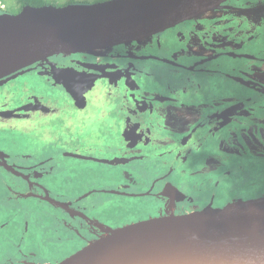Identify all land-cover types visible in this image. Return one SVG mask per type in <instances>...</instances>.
Returning <instances> with one entry per match:
<instances>
[{"label": "flooded vegetation", "instance_id": "flooded-vegetation-1", "mask_svg": "<svg viewBox=\"0 0 264 264\" xmlns=\"http://www.w3.org/2000/svg\"><path fill=\"white\" fill-rule=\"evenodd\" d=\"M259 197L264 0L0 78V264Z\"/></svg>", "mask_w": 264, "mask_h": 264}, {"label": "water", "instance_id": "water-1", "mask_svg": "<svg viewBox=\"0 0 264 264\" xmlns=\"http://www.w3.org/2000/svg\"><path fill=\"white\" fill-rule=\"evenodd\" d=\"M138 1L28 4L0 13V66L10 74L50 56L139 41L226 0ZM126 5L127 14L110 18ZM153 220L111 230L45 264H264V197ZM242 226L255 229L240 247L233 235Z\"/></svg>", "mask_w": 264, "mask_h": 264}, {"label": "bare ground", "instance_id": "bare-ground-1", "mask_svg": "<svg viewBox=\"0 0 264 264\" xmlns=\"http://www.w3.org/2000/svg\"><path fill=\"white\" fill-rule=\"evenodd\" d=\"M154 0H139L138 3L139 4H148L150 2H153ZM130 6H124L122 7L121 9L113 12L111 14V17L112 19H116V18H119L125 14H127L129 11H130ZM8 71V68L5 67V66H0V76H3V74H7L6 72ZM152 223L155 225L157 222L156 220L154 219L152 221ZM255 227L254 228H251V227H244L242 226L241 228H239L238 231H236L233 235L234 238L237 239V241L239 242V246L240 247H243L244 244H245V241L248 240V238L251 236L252 232L254 231Z\"/></svg>", "mask_w": 264, "mask_h": 264}, {"label": "trees", "instance_id": "trees-1", "mask_svg": "<svg viewBox=\"0 0 264 264\" xmlns=\"http://www.w3.org/2000/svg\"><path fill=\"white\" fill-rule=\"evenodd\" d=\"M20 3L18 5L15 6H7V7H0V13H16L18 11H20L25 5L28 4H33V5H41V4H48V3H52V4H68V3H72V2H89V0H59V1H64L63 3H56V2H52V1H46V0H19ZM96 1H100V0H96Z\"/></svg>", "mask_w": 264, "mask_h": 264}, {"label": "rangeland", "instance_id": "rangeland-1", "mask_svg": "<svg viewBox=\"0 0 264 264\" xmlns=\"http://www.w3.org/2000/svg\"><path fill=\"white\" fill-rule=\"evenodd\" d=\"M1 1L5 7L10 6V5L15 6V5H18L20 3L19 0H1ZM46 1H49V0H46ZM50 1L56 2V3H63L64 2V1H59V0H50ZM93 1H96V0H89V2H93ZM58 5H60V4H58Z\"/></svg>", "mask_w": 264, "mask_h": 264}, {"label": "built area", "instance_id": "built-area-1", "mask_svg": "<svg viewBox=\"0 0 264 264\" xmlns=\"http://www.w3.org/2000/svg\"><path fill=\"white\" fill-rule=\"evenodd\" d=\"M0 7H4V4L2 3L1 0H0Z\"/></svg>", "mask_w": 264, "mask_h": 264}]
</instances>
